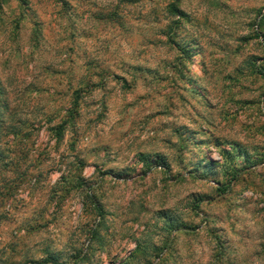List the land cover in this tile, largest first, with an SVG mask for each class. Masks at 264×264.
Here are the masks:
<instances>
[{
    "label": "rangeland",
    "instance_id": "obj_1",
    "mask_svg": "<svg viewBox=\"0 0 264 264\" xmlns=\"http://www.w3.org/2000/svg\"><path fill=\"white\" fill-rule=\"evenodd\" d=\"M173 1L1 4L0 99L40 130L41 176L0 220V264H264V0H178L179 24ZM79 90L58 145L48 118Z\"/></svg>",
    "mask_w": 264,
    "mask_h": 264
},
{
    "label": "trees",
    "instance_id": "obj_2",
    "mask_svg": "<svg viewBox=\"0 0 264 264\" xmlns=\"http://www.w3.org/2000/svg\"><path fill=\"white\" fill-rule=\"evenodd\" d=\"M1 1L0 6L1 4L7 3V0ZM177 1L178 0H174L169 6V12L174 18L173 24H179L188 19V15L180 9ZM256 37L258 39L264 38V34L257 32ZM183 51L187 53L189 50L183 49ZM81 92L80 90L75 92L76 97L70 109L65 112V115L59 116L61 120L58 123H56L55 118H48V132L53 135L58 145L63 142L68 128L75 125V120L79 116L78 109L80 107L79 101ZM3 95V93H0V96ZM35 131L40 132L39 129L32 128L26 121L17 122L16 114L10 109L9 104L7 102L2 103L0 99V220L5 218L8 214L6 210L10 200L14 197L13 194H20L27 185L35 186V188L39 185V178L41 176L39 175L40 163L38 160L32 161L30 159L32 154L31 144L32 148L36 145L34 141ZM233 150L236 151V154L225 150L221 151V155L225 157V163L227 165H232L229 169H233L234 173H236V160L242 155L241 150L236 146ZM150 159V156H141V160L149 166L150 163H152ZM29 160L30 165L27 166ZM157 162L158 164L168 166L166 165L165 159L162 157H157ZM245 162H250V159L246 157ZM213 166V164H210L209 168L213 169ZM236 176V174L233 175V179L236 178ZM227 188L226 186L224 191H227ZM94 206L96 212L101 216L102 206L98 202H96ZM161 216L165 219L164 230L169 234H173L177 230L186 227L181 221L168 213H162ZM46 222L45 212H42L38 215V218L34 220V223L24 226V228L19 230V233H22V231H25L26 234L38 233L44 229ZM11 251L13 254L16 253V248L13 250L11 249ZM144 252L145 249L143 246L138 244L135 251L131 254L132 258H138L144 254ZM43 262L44 264H61L60 256L52 252H48V256Z\"/></svg>",
    "mask_w": 264,
    "mask_h": 264
}]
</instances>
